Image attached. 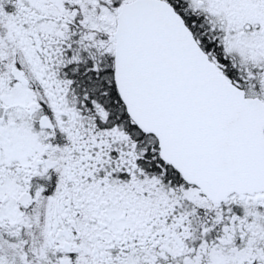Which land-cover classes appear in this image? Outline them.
I'll use <instances>...</instances> for the list:
<instances>
[{"label": "snow or ice", "instance_id": "6c2138e0", "mask_svg": "<svg viewBox=\"0 0 264 264\" xmlns=\"http://www.w3.org/2000/svg\"><path fill=\"white\" fill-rule=\"evenodd\" d=\"M0 264H264V0H0Z\"/></svg>", "mask_w": 264, "mask_h": 264}]
</instances>
